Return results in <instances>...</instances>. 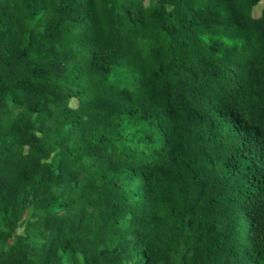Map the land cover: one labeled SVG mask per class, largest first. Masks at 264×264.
Segmentation results:
<instances>
[{"label": "trees", "instance_id": "16d2710c", "mask_svg": "<svg viewBox=\"0 0 264 264\" xmlns=\"http://www.w3.org/2000/svg\"><path fill=\"white\" fill-rule=\"evenodd\" d=\"M0 264H264V0H0Z\"/></svg>", "mask_w": 264, "mask_h": 264}, {"label": "rangeland", "instance_id": "374dc122", "mask_svg": "<svg viewBox=\"0 0 264 264\" xmlns=\"http://www.w3.org/2000/svg\"><path fill=\"white\" fill-rule=\"evenodd\" d=\"M257 10H259V11H260V8L258 7V8H257Z\"/></svg>", "mask_w": 264, "mask_h": 264}]
</instances>
